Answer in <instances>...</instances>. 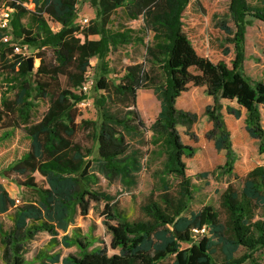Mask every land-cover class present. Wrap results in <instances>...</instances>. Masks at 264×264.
Segmentation results:
<instances>
[{"label":"trees","instance_id":"1","mask_svg":"<svg viewBox=\"0 0 264 264\" xmlns=\"http://www.w3.org/2000/svg\"><path fill=\"white\" fill-rule=\"evenodd\" d=\"M29 1L31 9L26 6ZM79 1L5 0L9 17L8 27H0V71L14 96L0 95V122L22 126L30 143L0 174L35 191L36 198L16 202L0 183V215L11 222L6 229L0 218L2 260L31 264L21 246L44 231L51 236L50 247L59 243L76 247L75 254L61 258L64 264H158L167 257L173 258L171 264H264L258 254L264 249V163L246 173L240 188L229 182L219 194L217 209L204 204L192 210L194 187L185 159L195 148L181 141L177 125H191L194 115L176 107L188 86L203 87L211 98L204 115L211 122L215 148L225 151L226 171L233 170L235 156L224 106L235 117L245 110V130L259 140V151L264 152V81L250 77L243 67L246 28L252 22L247 16L264 22V0L254 6L247 0H229L231 25L225 19L216 21L226 42L216 58L206 49L207 41L200 51L184 30L183 12L190 0H84L94 11L86 23L76 21ZM118 7L130 18L141 16L144 30L153 38L145 46L147 62L124 65L115 80L107 54L141 40L132 28H110ZM26 13L32 14L34 26L22 22ZM5 34L9 39L2 41ZM16 44L37 50L40 61L33 71L27 57L13 51ZM60 75L66 77L65 86ZM88 79L93 80L96 118L78 121V105L87 98L81 85ZM141 88H151L160 102L149 126L136 106ZM39 99H47L48 106L39 120L30 123ZM80 130L91 139V146L76 139ZM147 130L159 138L154 151L164 156L157 170L160 188L144 197L139 214L130 219L99 182L103 177L125 188L136 184L144 168L141 146ZM35 173L41 178L36 179ZM100 201L110 236L107 244H95L98 239L92 230L83 233L75 224L77 212L85 216L91 202ZM202 226L206 231L195 235L193 228ZM108 247L116 252L109 254ZM33 260L52 264L60 255L40 250Z\"/></svg>","mask_w":264,"mask_h":264},{"label":"rangeland","instance_id":"2","mask_svg":"<svg viewBox=\"0 0 264 264\" xmlns=\"http://www.w3.org/2000/svg\"><path fill=\"white\" fill-rule=\"evenodd\" d=\"M252 6L256 5L259 0H247ZM229 0H190L183 12L184 30L188 36L196 43L197 48L202 50V45L207 41L206 49L212 58L219 56L222 47L225 46V34L216 26V21L227 19V7ZM5 0H0V11L4 9ZM26 6L31 9L32 3L27 2ZM94 16V11L87 1L80 0L78 3V13L76 21L78 23H86ZM252 20L251 24L246 28L245 34V59L244 71L254 79H264V22L252 15H248ZM23 23L28 26H34L33 16L26 13L23 17ZM111 29L132 28L134 34L141 40L133 43L119 46L117 49L111 50L105 60L111 70L110 76L117 80V77L123 72L126 64L134 62H147L145 46L152 43L153 35L151 32L144 30L142 17L130 18L126 14L124 8L118 7L114 10L109 24ZM205 49V50H206ZM200 50V51H201ZM37 50L28 47L25 53L26 57H33V68L39 64V58L35 57ZM226 56V59H228ZM92 63L98 64L96 57L91 58ZM160 74V70H155ZM154 76V72L152 73ZM60 84L65 86L66 77L60 75ZM5 74L0 71V95L4 93L13 98L14 92L6 89ZM92 89L87 93V98L79 103L80 119H95L96 110L93 106ZM211 102V98L204 92L203 87L188 86L176 100V107L181 108L194 115L193 122L189 126L178 124L177 129L180 134L181 141L184 144L191 145L195 148L192 157L186 158L187 174L191 176L194 187V200L191 204L192 210L200 209L204 204H209L217 209L219 206V194L229 182L235 184L236 187L242 186V180L246 173L254 166L264 163V152L259 151V140L252 138L245 130V111L241 109V114L235 117L232 113L227 112L226 107L222 109L223 118L229 130V140L231 148L235 156L234 168L231 172L225 170L223 164L225 159V151L216 149L214 145V133H210L211 122L204 115V107ZM226 105V104H224ZM48 106L47 99L37 100L30 123L39 120ZM137 109L149 126L160 110V102L155 96L151 88H141L137 91ZM264 127V114L261 119ZM76 139L84 145L91 146L92 141L86 132L80 130ZM145 144L141 146L144 151L142 162L144 168L138 173L136 184L130 188L123 187L118 181L108 183L103 177L100 178V188L114 196V200L118 202L119 207L126 215L133 219L139 214V204L150 191H158L160 183L158 180L157 170L161 167L164 159L154 150L157 149L159 138H152V132L147 130L145 133ZM30 139L26 135L22 126L7 127L0 122V173L8 164L18 159L29 147ZM95 154V153H94ZM201 177L199 173H205ZM36 179L41 176L35 173ZM0 183L4 185L7 191L19 201L34 200L36 193L26 187L17 185L11 179L5 178L0 174ZM103 209V201L98 203L91 202V208L88 213L83 216L79 212L75 215V224L79 226L82 232L92 230L98 241L108 243L110 236L103 224L104 216L101 214ZM4 228L8 229L11 222L5 214L0 215ZM70 233V229L67 231ZM50 235L44 231L38 232L33 240L22 245L21 253L25 261L31 260V264H37L33 258L40 250H47V241ZM186 245V244H183ZM60 248L48 249L47 251H55L61 257L73 255L77 249L75 246H60ZM116 250L108 247V253L111 254ZM258 254L264 260V249ZM172 257L160 261L158 264H171ZM59 260V264H61ZM0 264H7L1 258Z\"/></svg>","mask_w":264,"mask_h":264},{"label":"built area","instance_id":"3","mask_svg":"<svg viewBox=\"0 0 264 264\" xmlns=\"http://www.w3.org/2000/svg\"><path fill=\"white\" fill-rule=\"evenodd\" d=\"M8 17H9V12L6 9H3L2 11H0V27L1 28H7L8 27ZM9 39V36L7 34H5L2 37V41H7ZM13 51L16 53H20L22 55H25V53L28 51V47L26 45H14L13 47ZM93 85V80L92 79H88L87 81H85L82 85H81V90L84 93H88L91 89ZM85 100L82 101V103ZM81 103V102H80ZM16 202H18V199H15ZM206 231L205 226H202L200 228H193V232L195 235H200L202 233H204Z\"/></svg>","mask_w":264,"mask_h":264},{"label":"crops","instance_id":"4","mask_svg":"<svg viewBox=\"0 0 264 264\" xmlns=\"http://www.w3.org/2000/svg\"><path fill=\"white\" fill-rule=\"evenodd\" d=\"M22 22H23V18H22ZM243 67H244V66H243ZM246 74H247V73H246ZM247 75H248V74H247ZM249 76H250V75H249ZM260 80H263V81H264V79H260ZM244 111H245V110H244ZM9 194H10V193H9ZM10 195H11V194H10ZM11 196H12V195H11ZM12 197H13V196H12ZM9 221H10V220H9ZM46 233H47V232H46ZM62 234H63V232L60 231L59 234L57 235V238L60 239V237H61ZM50 237H51V236H50ZM50 237H49V239H50ZM49 239H48V240H49ZM59 245H60V246H63L61 243H59V244L55 245L54 247H55L56 249H57V248H60ZM54 247H50V246L48 245V241H47V246H46L47 250H48V249H49V250H50V249H53ZM56 249H55V251H56ZM55 251L53 250V251H49V252H55ZM61 258H62V257L60 256V260H61ZM60 262H61V261H60ZM52 264H59V262L52 263ZM61 264H64V263L61 262Z\"/></svg>","mask_w":264,"mask_h":264},{"label":"water","instance_id":"5","mask_svg":"<svg viewBox=\"0 0 264 264\" xmlns=\"http://www.w3.org/2000/svg\"><path fill=\"white\" fill-rule=\"evenodd\" d=\"M28 69L31 70L33 68V57H27Z\"/></svg>","mask_w":264,"mask_h":264}]
</instances>
